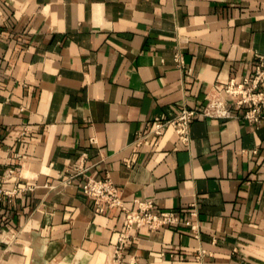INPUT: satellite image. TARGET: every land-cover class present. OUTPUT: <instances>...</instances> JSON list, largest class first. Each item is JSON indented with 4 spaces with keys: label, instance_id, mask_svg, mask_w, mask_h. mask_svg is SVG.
Here are the masks:
<instances>
[{
    "label": "crops",
    "instance_id": "1",
    "mask_svg": "<svg viewBox=\"0 0 264 264\" xmlns=\"http://www.w3.org/2000/svg\"><path fill=\"white\" fill-rule=\"evenodd\" d=\"M259 56L264 0H0V264H264V121L198 115L189 146L171 127L135 144ZM83 152L130 208L196 205L199 235L135 228L115 262L125 214L65 183Z\"/></svg>",
    "mask_w": 264,
    "mask_h": 264
},
{
    "label": "built area",
    "instance_id": "2",
    "mask_svg": "<svg viewBox=\"0 0 264 264\" xmlns=\"http://www.w3.org/2000/svg\"><path fill=\"white\" fill-rule=\"evenodd\" d=\"M175 61L178 66H185L184 56L181 53L175 54ZM228 99L231 101V106L228 105ZM240 109L243 110L242 117L247 121L253 123L264 121V56H259V62L251 79L245 78L241 82L232 79L224 88H214L207 95L206 104L202 109L184 107L174 117H155L151 126L138 135L135 144L140 146L150 136H154V145H158L157 139L171 127L178 134L181 143L184 146H189L191 126L196 116L232 119L239 117L236 110ZM87 157L86 152L80 155L78 164L69 170V177L65 183L70 184L75 178L85 177L78 182V187L84 195L93 201L97 213L118 208L125 214L126 223L114 246L113 260L115 262L122 259L135 228L146 226L151 230H156L164 226H183L199 235L200 225L197 220L199 210L196 205L190 211V215L196 219L195 221L183 219L181 213L176 210L157 211L154 209L152 201L136 200L137 208H130L122 200L118 186L109 177L94 178L85 175ZM4 194L6 192L0 189V200ZM205 254V250L200 249L197 254L198 260Z\"/></svg>",
    "mask_w": 264,
    "mask_h": 264
}]
</instances>
